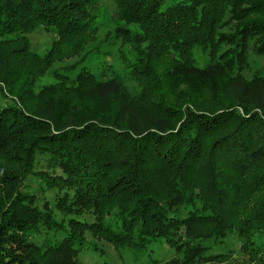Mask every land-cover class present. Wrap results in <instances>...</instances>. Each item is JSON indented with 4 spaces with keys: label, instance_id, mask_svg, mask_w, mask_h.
<instances>
[{
    "label": "trees",
    "instance_id": "16d2710c",
    "mask_svg": "<svg viewBox=\"0 0 264 264\" xmlns=\"http://www.w3.org/2000/svg\"><path fill=\"white\" fill-rule=\"evenodd\" d=\"M113 1L99 35V0H0V264H81L88 231L164 238V264L229 262L236 235L264 264V0Z\"/></svg>",
    "mask_w": 264,
    "mask_h": 264
},
{
    "label": "rangeland",
    "instance_id": "374dc122",
    "mask_svg": "<svg viewBox=\"0 0 264 264\" xmlns=\"http://www.w3.org/2000/svg\"><path fill=\"white\" fill-rule=\"evenodd\" d=\"M99 16L97 18L99 23V35L112 31L116 25L120 24L118 18V7L113 0H99ZM29 41L33 51L39 55L44 56L50 51L53 41L56 40L57 35L55 31H47L43 27H38L29 34ZM127 46L124 49L127 50ZM250 67L245 69L247 77L252 76L255 68L264 69V55L249 54ZM78 56L66 57L56 60L53 68L49 69L45 76L38 80V85L48 84L55 81L53 71L62 69L75 61ZM96 64L100 65V61L96 60ZM30 183V182H29ZM34 188V186H32ZM47 198L53 199V191H47L44 194ZM184 214L185 210L182 208L179 211ZM81 220L93 221L94 219L87 215L79 216ZM48 235H53L48 233ZM63 236L62 234H60ZM45 236H41L42 240ZM49 237V236H47ZM87 242L83 249L78 254L77 258L81 264H148L150 260H160L161 264L176 256L175 248L171 247L164 238L154 240L142 251H135L131 248H116L111 242L104 239H96L91 232L86 233ZM241 240L237 239L236 235H231L226 242L218 244L212 249L213 252H227L232 251L233 256L229 262L226 263H206V264H247L243 254L239 251ZM94 244L98 248L94 247Z\"/></svg>",
    "mask_w": 264,
    "mask_h": 264
}]
</instances>
